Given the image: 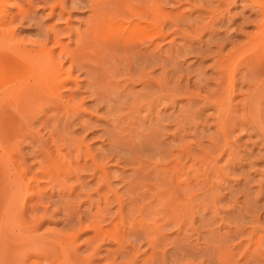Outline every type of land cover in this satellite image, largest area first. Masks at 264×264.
Returning <instances> with one entry per match:
<instances>
[{"label":"rangeland","instance_id":"obj_1","mask_svg":"<svg viewBox=\"0 0 264 264\" xmlns=\"http://www.w3.org/2000/svg\"><path fill=\"white\" fill-rule=\"evenodd\" d=\"M2 1L0 264H264V0Z\"/></svg>","mask_w":264,"mask_h":264},{"label":"bare ground","instance_id":"obj_2","mask_svg":"<svg viewBox=\"0 0 264 264\" xmlns=\"http://www.w3.org/2000/svg\"><path fill=\"white\" fill-rule=\"evenodd\" d=\"M3 1L2 0H0V4L2 3ZM8 16H9V14L8 13H6V9H4L1 5H0V19H2L3 18V20H0V26L2 25V24H4V22H5V20H8ZM109 24V23H108ZM111 24H114V23H111ZM107 26H109V25H107ZM111 26H113V25H111ZM111 26H109V27H111ZM117 28H118V25H117ZM145 28V27H144ZM142 29L143 31H145L146 29ZM2 29H4V27L2 28ZM116 29V27H114L113 26V28H112V31L113 30H115ZM142 30H141V32H139V33H144V32H142ZM148 30V29H147ZM146 30V31H147ZM10 32H12L13 33V31H10ZM149 32V31H148ZM107 34V33H106ZM145 34V33H144ZM139 38V37H138ZM140 39V38H139ZM44 48V47H43ZM42 48V51H45L46 52V61L48 62V65H49V67H55L56 68V72H59V70H61V67L59 66V67H57L58 65H56L55 63V61H54V56H53V54H52V50L51 49H49V48H44L43 49ZM62 48H65V46H62ZM66 49V48H65ZM74 51V50H73ZM22 52H26L25 50L23 51L22 50ZM15 59V57H13V58H11V59H9L10 61H12V60H14ZM70 71H71V69L69 68L68 69V71H67V75L69 76L70 74ZM59 74L60 73H58L57 74V77H56V79L57 78H59ZM43 78H44V80H41V81H37L36 82V84H38L41 88H46L45 87V85H46V83H49V81H51L52 80V78H53V75H52V73H46L44 76H43ZM67 80L65 79V80H63V81H59V84H60V86L59 87H61L65 82H66ZM38 86V87H39ZM22 87L21 86H16V87H13V89L12 90H15V91H17V90H19V89H21ZM56 89H59V88H56ZM55 89V90H56ZM54 96H59V94H61V93H56V91H54V89H48ZM36 91V90H35ZM37 91H38V93H39V89L37 88ZM20 94V93H19ZM58 94V95H57Z\"/></svg>","mask_w":264,"mask_h":264}]
</instances>
